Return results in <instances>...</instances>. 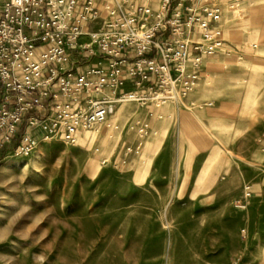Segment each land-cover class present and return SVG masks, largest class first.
I'll list each match as a JSON object with an SVG mask.
<instances>
[{
  "label": "rangeland",
  "instance_id": "obj_1",
  "mask_svg": "<svg viewBox=\"0 0 264 264\" xmlns=\"http://www.w3.org/2000/svg\"><path fill=\"white\" fill-rule=\"evenodd\" d=\"M241 21L224 26L225 38L255 53L264 33ZM247 66L259 70L244 57L218 59L204 76ZM209 92L182 113L215 107ZM146 108L115 105L111 127L80 132L85 143L0 151V170L10 165L0 174V264H264V165L241 162L249 142L214 127H153L172 116ZM246 184L253 196L241 209Z\"/></svg>",
  "mask_w": 264,
  "mask_h": 264
},
{
  "label": "built area",
  "instance_id": "obj_2",
  "mask_svg": "<svg viewBox=\"0 0 264 264\" xmlns=\"http://www.w3.org/2000/svg\"><path fill=\"white\" fill-rule=\"evenodd\" d=\"M250 1L0 0V151L75 144L115 105L181 106ZM252 196L246 184L237 206Z\"/></svg>",
  "mask_w": 264,
  "mask_h": 264
},
{
  "label": "crops",
  "instance_id": "obj_3",
  "mask_svg": "<svg viewBox=\"0 0 264 264\" xmlns=\"http://www.w3.org/2000/svg\"><path fill=\"white\" fill-rule=\"evenodd\" d=\"M104 4V2L97 3L100 9L104 8ZM152 4L155 9L158 8L157 1ZM253 7H255L257 13L252 9ZM248 9L250 11L248 16L246 15L247 18L245 17L241 22L245 21L249 28H258L260 34L264 33V0H251ZM224 26L226 25H222V28L225 31ZM251 48L255 53L245 54L238 49L236 44L232 45L228 41L225 50L209 57L204 63H207V67L203 65L200 69L201 78L198 89L189 95L187 101L191 102L194 110L197 108L195 101H198L199 96L202 95L200 90L203 93L208 90L210 91L208 95L215 98V107L204 112L199 109L200 113L192 110H186L182 113L180 106L174 104L156 108L161 110L160 113H164L163 111L169 109L168 113L172 118H167L169 114H161L159 115L161 121L153 127H214L220 131L232 132L234 140H239L241 143L246 140L252 149L251 154L244 155L241 162L253 165L255 168L264 165V46L259 47L252 44ZM229 50L231 52H227ZM243 57L244 60L247 59L248 63L252 62V65H259V70L253 69L252 72L247 66L246 74L241 76H204L210 72L208 67L210 61L218 59L241 60ZM209 79L212 80L211 83H208ZM146 109L150 110L153 107H147ZM223 138L227 139L226 136Z\"/></svg>",
  "mask_w": 264,
  "mask_h": 264
},
{
  "label": "bare ground",
  "instance_id": "obj_4",
  "mask_svg": "<svg viewBox=\"0 0 264 264\" xmlns=\"http://www.w3.org/2000/svg\"><path fill=\"white\" fill-rule=\"evenodd\" d=\"M83 135L82 134H78L77 135V140H82L83 141V137H82ZM90 137V136H89ZM89 137H87V139L89 140ZM87 140V141H88ZM86 142V140H84L83 141V143H85ZM211 159L212 160H215V158H214V154H213V156L211 157ZM9 167H10V165H8V164H4L3 166H2V168H1V170H0V174L2 175V177H3V175L6 173V172H8V169H9ZM211 167L209 166L208 168H206L205 170H207V171H209V169H210ZM2 182V179L0 180V183Z\"/></svg>",
  "mask_w": 264,
  "mask_h": 264
}]
</instances>
